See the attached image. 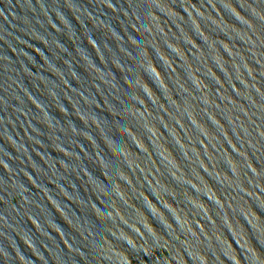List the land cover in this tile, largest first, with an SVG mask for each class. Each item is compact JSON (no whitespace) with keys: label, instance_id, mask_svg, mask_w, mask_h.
<instances>
[{"label":"water","instance_id":"obj_1","mask_svg":"<svg viewBox=\"0 0 264 264\" xmlns=\"http://www.w3.org/2000/svg\"><path fill=\"white\" fill-rule=\"evenodd\" d=\"M0 264H264V0H0Z\"/></svg>","mask_w":264,"mask_h":264}]
</instances>
